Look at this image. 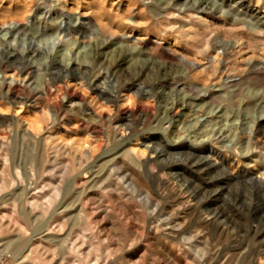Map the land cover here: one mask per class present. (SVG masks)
Returning a JSON list of instances; mask_svg holds the SVG:
<instances>
[{
  "label": "rangeland",
  "instance_id": "rangeland-1",
  "mask_svg": "<svg viewBox=\"0 0 264 264\" xmlns=\"http://www.w3.org/2000/svg\"><path fill=\"white\" fill-rule=\"evenodd\" d=\"M12 58L0 264H264V97H247L264 91V0H0V59ZM208 146L229 170L208 168ZM122 161L150 202L119 184ZM155 205L169 224L147 222ZM206 209L219 223L201 221Z\"/></svg>",
  "mask_w": 264,
  "mask_h": 264
},
{
  "label": "bare ground",
  "instance_id": "bare-ground-1",
  "mask_svg": "<svg viewBox=\"0 0 264 264\" xmlns=\"http://www.w3.org/2000/svg\"><path fill=\"white\" fill-rule=\"evenodd\" d=\"M23 9V8H22ZM19 10H21V9H19ZM24 12V11H23ZM23 12H22V15H23ZM66 30H68V31H70V30H76L77 31V29H73V28H71L70 26H67V27H64V28H62V31H66ZM68 33V32H67ZM84 57V56H83ZM17 58H19V57H17ZM83 60H85V59H81L80 60V62H82ZM14 58H12V59H8V60H6V61H4V60H1L0 59V70H5V68L6 67H8L9 65H11V64H13L14 63ZM113 62V61H112ZM89 63H91L94 67H95V65H96V62H95V59H92V60H90L89 61ZM77 66V65H76ZM92 66V67H93ZM80 67V66H79ZM78 67V68H79ZM31 68V65L28 63V64H24L23 66H20V71H27L28 69H30ZM81 68V67H80ZM85 68V67H84ZM133 70H135V65H133V67H131ZM19 69V68H18ZM92 69V68H91ZM64 70V69H63ZM80 70V69H79ZM98 71V70H97ZM101 72V71H100ZM63 75V74H62ZM67 75H69V73H67L66 74V76ZM54 76V75H53ZM52 76V77H53ZM80 76L81 75H75V77L76 78H80ZM97 76V75H96ZM102 76V75H101ZM47 78V80H50L49 82V84H51L52 82L54 83V82H58V81H60L61 80V78L59 77L58 79L57 78H55V77H53V78ZM103 77V76H102ZM84 79V78H83ZM63 80V79H62ZM22 82H25V79H23V80H21ZM246 80L241 76V77H239V78H237V79H233L232 81H230V82H228L227 84H225L226 85V87L228 88L227 89V93H226V97H228L229 99H232V98H234V97H236L237 95H239V92L241 91V87L243 86V84H244V82H245ZM17 82V80L15 79V78H10L8 81H7V95H8V98L10 99V98H14V101H16L17 102V98H18V95L16 94V93H14V92H12L13 90H11V85H13V84H15ZM26 83V82H25ZM52 83V84H53ZM28 84V83H27ZM57 84V83H56ZM62 84L59 82L58 84H57V86L56 87H58V89L59 88H61L62 86H61ZM81 85V84H80ZM13 89V88H12ZM36 90V89H35ZM60 91V90H59ZM98 92H99V94H101L102 96H104V95H110L108 92H104V91H101V90H97ZM37 92H40V93H42L43 92V90H38ZM124 99L126 100V102L127 101H129V99H130V96H129V93H124ZM20 97V96H19ZM247 97H250L251 99H255V98H262V97H264V91L262 90V92H258V93H255L253 96L252 95H247ZM12 98V99H13ZM32 97L31 96H27L26 97V99L27 100H30ZM104 99V98H103ZM18 101H24V100H22L21 98H19V100ZM177 104V103H176ZM104 107H106V106H104ZM58 113V112H57ZM201 128V127H200ZM264 130V129H263ZM86 137V136H85ZM145 137V136H144ZM145 139V138H144ZM86 141V140H85ZM150 141V140H149ZM86 142H88V141H86ZM145 142V141H144ZM187 144V143H186ZM87 145H88V143H87ZM86 145V146H87ZM93 145H94V143H93ZM90 148V147H89ZM89 148H87V151H86V153H88V152H90V150H89ZM91 149V148H90ZM218 149V148H217ZM216 149V147L214 148L213 146H208V148H207V153H206V156H204L205 157V160H206V165L208 166V168L209 169H213V168H215V169H218V168H223V169H225V170H229L230 169V167H229V163L228 162H226L223 158H221V157H218V150ZM202 150V149H201ZM83 151H85L84 149H83ZM142 153V152H141ZM89 154V153H88ZM155 154V153H154ZM210 157V158H209ZM212 157V158H211ZM209 158V159H208ZM151 160H153L152 158H149V160H145V163H146V165H149V169L151 168V167H155L153 164V162L151 161ZM141 161H143L142 159H141ZM123 162V161H122ZM142 164V163H141ZM202 165V164H201ZM162 166V165H161ZM190 167V166H189ZM163 168H165L164 166H162V167H160V170L162 171V169ZM120 169H122L121 171H114V175H116V177H118V179H119V184L120 183H123V185L124 184H126L127 186H129L130 188H133V189H136L137 191H140V192H143L144 193V197H145V200L147 201V202H150V200H152L153 199V197H154V194H153V192H152V190L150 189V187L144 182V178L140 175V173H139V171H137L136 169H133V168H130L127 164H126V162L124 161L123 163H122V165L120 166ZM166 169V168H165ZM171 170V169H170ZM216 171V170H215ZM218 171V170H217ZM177 172V171H176ZM226 172V171H225ZM178 173V172H177ZM264 173V172H263ZM162 175H164V174H162ZM143 178V179H142ZM262 178H264V176H262V174H261V176H260V182L261 183H263V181H262ZM114 179V178H113ZM6 181V180H5ZM158 181V180H157ZM118 183V182H117ZM126 186V187H127ZM54 187H56V196H58L59 194H60V192H61V190H62V188L61 187H59L58 185H55ZM120 187H118V189H119ZM120 190V189H119ZM178 191V190H177ZM177 194V193H176ZM67 195V194H66ZM116 195V194H115ZM117 197V196H116ZM37 198V197H36ZM62 198V197H61ZM52 199V198H51ZM73 199V198H72ZM63 200V199H62ZM156 200V199H155ZM51 201H53V200H51ZM73 201V200H72ZM158 201V200H157ZM185 202H187V201H185ZM209 202V201H208ZM189 203V202H188ZM200 203H201V200H200ZM203 203V202H202ZM206 203H207V201H206ZM29 205H30V208H31V210L32 211H35V210H38V209H40L42 212H45L46 211V209H45V207L44 206H41V204H40V202H38V200H32V201H30L29 202ZM63 205V204H62ZM204 205V204H203ZM200 206H201V204H200ZM204 207H206V206H204ZM192 208V207H191ZM194 208L196 209V211H199V213H200V215H203L202 214V212L198 209V206L196 207V206H194ZM107 209V208H106ZM201 210H202V208H201ZM14 211V210H13ZM188 211V210H187ZM195 212V211H194ZM206 214H205V216H201V221L204 223V222H214V223H219L217 220L219 219V217H218V215H216V214H214L213 213V215H211L212 214V212L210 211V210H208V209H206ZM214 212V211H213ZM216 212V211H215ZM165 213V212H164ZM191 213V212H190ZM196 213V212H195ZM159 214V211H158V207L155 205L152 209H151V211H149V213H148V216H147V218H146V220H147V222L148 223H152L154 220H157V226H159V225H161V226H163V225H165V224H169L170 223V218H169V216L168 217H160L159 219H156V217H157V215ZM197 214H198V212H197ZM18 217V216H17ZM20 219V218H19ZM57 221H56V224H53V225H51L50 224V226H49V229H51V230H55V231H57V230H61V229H63L64 228V226H65V220L62 218V216L60 215V216H58L57 218ZM15 220H18V218L17 219H15ZM176 220V219H175ZM181 220V219H180ZM179 220V221H180ZM187 220V219H186ZM199 221V220H198ZM222 221V220H221ZM16 222H19V220L18 221H16ZM155 222V221H154ZM205 223V224H206ZM221 223V222H220ZM223 223V222H222ZM186 225V224H185ZM219 225V224H218ZM160 226V227H161ZM175 226H176V230L178 231L180 228H182V223H180V222H176V224H175ZM19 227L20 228H22V227H25V223L24 222H22V221H20L19 222ZM83 227V226H82ZM84 228V227H83ZM86 228V227H85ZM164 228L166 229H169V228H171L170 226H164ZM184 229V228H183ZM186 229V228H185ZM184 229V230H185ZM84 230V229H83ZM175 230V231H176ZM176 231V232H177ZM182 231V230H181ZM167 234V233H166ZM169 234V233H168ZM177 235V234H176ZM54 237H52V239H53ZM175 238V237H174ZM40 239V238H39ZM38 239V240H39ZM30 241V240H29ZM56 241V240H55ZM159 244V243H158ZM191 246H193L192 244H191ZM24 252V251H23ZM215 255V254H214ZM217 255V254H216ZM171 259V258H170ZM172 264V263H171ZM173 264H174V262H173ZM176 264V263H175Z\"/></svg>",
  "mask_w": 264,
  "mask_h": 264
}]
</instances>
